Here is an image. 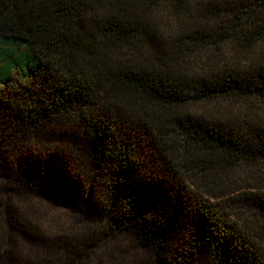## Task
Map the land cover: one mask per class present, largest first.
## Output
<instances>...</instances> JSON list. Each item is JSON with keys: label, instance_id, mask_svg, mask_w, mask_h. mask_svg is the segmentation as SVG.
<instances>
[{"label": "trees", "instance_id": "1", "mask_svg": "<svg viewBox=\"0 0 264 264\" xmlns=\"http://www.w3.org/2000/svg\"><path fill=\"white\" fill-rule=\"evenodd\" d=\"M222 1L0 0V264H264V0Z\"/></svg>", "mask_w": 264, "mask_h": 264}, {"label": "rangeland", "instance_id": "2", "mask_svg": "<svg viewBox=\"0 0 264 264\" xmlns=\"http://www.w3.org/2000/svg\"><path fill=\"white\" fill-rule=\"evenodd\" d=\"M232 1V0H231ZM230 2V1H229ZM219 10H225L229 5L224 1L218 0ZM25 46H20L18 51H24ZM17 207L22 211L23 216L30 226L35 227L41 239L52 237L74 228L73 222L68 217V211L65 207L56 205L45 198L32 197L28 200L16 199ZM23 247V257H30L35 249L33 243L19 240V246ZM94 264V263H90Z\"/></svg>", "mask_w": 264, "mask_h": 264}]
</instances>
